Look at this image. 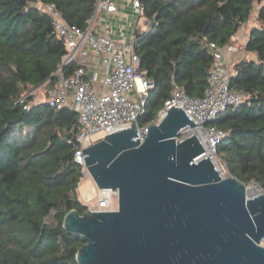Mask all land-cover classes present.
<instances>
[{
    "label": "trees",
    "instance_id": "16d2710c",
    "mask_svg": "<svg viewBox=\"0 0 264 264\" xmlns=\"http://www.w3.org/2000/svg\"><path fill=\"white\" fill-rule=\"evenodd\" d=\"M53 3L65 21L88 27L95 0H41ZM257 19L245 50L254 53L234 65L231 85L244 92L212 122L226 130L218 156L230 175L264 189V0H142L152 27L136 34L140 67L155 79L144 126L156 120L170 96L172 79L193 97L204 94L214 61L211 42L224 45ZM39 0H0V264H79L84 240L64 228V215L88 206L78 197L81 165L74 161L72 129L78 112L48 103L29 109L17 102L29 85L47 81L62 63L65 42L54 33ZM70 73L69 65L64 67Z\"/></svg>",
    "mask_w": 264,
    "mask_h": 264
},
{
    "label": "water",
    "instance_id": "95a60500",
    "mask_svg": "<svg viewBox=\"0 0 264 264\" xmlns=\"http://www.w3.org/2000/svg\"><path fill=\"white\" fill-rule=\"evenodd\" d=\"M199 123L172 105L143 141L132 121L83 149L79 194L95 208L63 218L79 264H264V192L195 159L204 145L178 135Z\"/></svg>",
    "mask_w": 264,
    "mask_h": 264
},
{
    "label": "built area",
    "instance_id": "2783aa9c",
    "mask_svg": "<svg viewBox=\"0 0 264 264\" xmlns=\"http://www.w3.org/2000/svg\"><path fill=\"white\" fill-rule=\"evenodd\" d=\"M130 2L136 14H143L142 0ZM94 6L93 15L88 20L89 25L83 29L76 24L67 23L62 11L55 4L39 0L38 7L51 16L54 33L65 42L66 51L61 59L62 63L54 73L57 78L54 84L45 81L38 86L29 85L17 99L25 109H29L33 104L46 102L56 109L66 107L78 112L77 123L72 129L73 140L69 141L74 142V161L82 167L81 179L88 175L83 149L96 142L93 135L103 132V138L113 131L130 127L132 121L138 122L139 116L145 112L148 92L156 85L155 79L140 67L141 58L136 52L135 32L127 37L117 35L114 30L111 15L118 11V1L95 0ZM146 22L145 30H142L138 22L135 30L142 33L150 29L154 20L147 19ZM210 46L213 49L214 61L208 70V84L204 94L190 96L172 79L171 94L165 100L156 120L152 122H159L172 105L187 110L201 123L194 127L185 125L178 139H183L185 132L196 135L204 145L205 151L195 159L208 156L224 175L219 168L218 161L222 158L218 156V146L225 137L226 130L212 122L227 107H236L241 103L245 95L243 91L231 85L234 75L231 63L237 47L231 42L224 45L211 42ZM66 65L71 67L68 74L64 70ZM148 125L149 123L137 126L136 137H139L140 141L147 136ZM222 161L224 162L223 159ZM258 186L261 191L259 193L264 192V189ZM93 198L96 200L95 195L87 200L92 201ZM84 203L88 210L94 211L95 205Z\"/></svg>",
    "mask_w": 264,
    "mask_h": 264
},
{
    "label": "rangeland",
    "instance_id": "374dc122",
    "mask_svg": "<svg viewBox=\"0 0 264 264\" xmlns=\"http://www.w3.org/2000/svg\"><path fill=\"white\" fill-rule=\"evenodd\" d=\"M260 4L258 2H256L255 4V7L254 9L252 10V14L250 16V19H249V22L243 24L240 29L238 30V32L234 35L233 39L231 40V43L234 44L236 47H237V50L235 51V53L233 54V59H232V63H231V66L234 67L235 63L242 59V58H247V59H251L253 58L254 53H249L245 50V41L247 42V37H248V34L250 32V30L252 29L253 26H257L260 24V21L257 19V11H258V8H259ZM133 13V11H132ZM144 15H141L140 17V22L141 23H144ZM137 19V15L136 16H133V21H135ZM104 135L103 132H97L95 133V135H93V138L94 140L96 141V139H99L101 138L102 136ZM180 138V136H178ZM220 164H219V168H221V170L223 171V174L224 176L225 175H230L228 169H227V166L225 164V162L222 161V159H220L218 161ZM254 183V182H251L249 184H247V186H253V188L258 192V189L259 186ZM80 188V187H79ZM260 189V188H259ZM80 191L78 189V197L80 198L81 201L83 202H86L83 200V198L80 196ZM92 195H88L87 197H91ZM95 198L92 199V201H94ZM88 203V202H86ZM262 244L264 245V240L262 241Z\"/></svg>",
    "mask_w": 264,
    "mask_h": 264
},
{
    "label": "crops",
    "instance_id": "0c3cea01",
    "mask_svg": "<svg viewBox=\"0 0 264 264\" xmlns=\"http://www.w3.org/2000/svg\"><path fill=\"white\" fill-rule=\"evenodd\" d=\"M118 1V11L111 15V23H113L114 30L117 35L132 36L136 31L137 23L142 27V30L146 29L147 17H144V23L140 22L141 15H138L134 12L133 6L131 5L130 0H117ZM133 11V13H132ZM137 15V19L133 21V16ZM248 40V39H247ZM246 44V41H245Z\"/></svg>",
    "mask_w": 264,
    "mask_h": 264
},
{
    "label": "bare ground",
    "instance_id": "6f19581e",
    "mask_svg": "<svg viewBox=\"0 0 264 264\" xmlns=\"http://www.w3.org/2000/svg\"><path fill=\"white\" fill-rule=\"evenodd\" d=\"M254 183H255V182H254ZM255 185H256V184H255ZM251 187L253 188V186H251ZM257 189H258V193L261 192L259 188H257Z\"/></svg>",
    "mask_w": 264,
    "mask_h": 264
}]
</instances>
